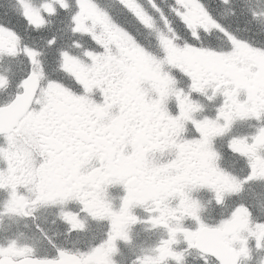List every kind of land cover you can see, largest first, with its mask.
Instances as JSON below:
<instances>
[{
  "label": "snow or ice",
  "instance_id": "obj_1",
  "mask_svg": "<svg viewBox=\"0 0 264 264\" xmlns=\"http://www.w3.org/2000/svg\"><path fill=\"white\" fill-rule=\"evenodd\" d=\"M0 264H264V0H0Z\"/></svg>",
  "mask_w": 264,
  "mask_h": 264
}]
</instances>
